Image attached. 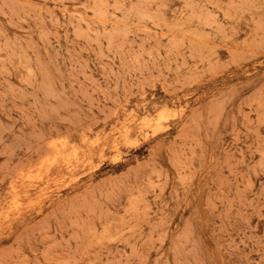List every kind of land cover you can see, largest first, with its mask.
I'll return each instance as SVG.
<instances>
[{
	"label": "rangeland",
	"instance_id": "1",
	"mask_svg": "<svg viewBox=\"0 0 264 264\" xmlns=\"http://www.w3.org/2000/svg\"><path fill=\"white\" fill-rule=\"evenodd\" d=\"M0 264H264V0H0Z\"/></svg>",
	"mask_w": 264,
	"mask_h": 264
},
{
	"label": "bare ground",
	"instance_id": "2",
	"mask_svg": "<svg viewBox=\"0 0 264 264\" xmlns=\"http://www.w3.org/2000/svg\"><path fill=\"white\" fill-rule=\"evenodd\" d=\"M164 111V110H163Z\"/></svg>",
	"mask_w": 264,
	"mask_h": 264
}]
</instances>
